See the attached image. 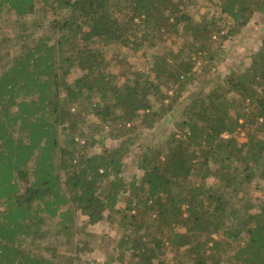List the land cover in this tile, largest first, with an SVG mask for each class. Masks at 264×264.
Returning <instances> with one entry per match:
<instances>
[{"label":"trees","instance_id":"obj_1","mask_svg":"<svg viewBox=\"0 0 264 264\" xmlns=\"http://www.w3.org/2000/svg\"><path fill=\"white\" fill-rule=\"evenodd\" d=\"M196 1L0 0V264H89L106 220L107 264H264V37L222 79L196 69L264 0ZM120 50L155 53L124 73Z\"/></svg>","mask_w":264,"mask_h":264},{"label":"rangeland","instance_id":"obj_2","mask_svg":"<svg viewBox=\"0 0 264 264\" xmlns=\"http://www.w3.org/2000/svg\"><path fill=\"white\" fill-rule=\"evenodd\" d=\"M190 14L196 21H199L203 18H212L219 16V10L216 7V2L213 0L211 2H206L204 0H197L194 4L191 5L189 9ZM214 17V18H215ZM8 20H13L15 17L13 15H8ZM1 31L5 34H8L10 29H7L5 26L1 27ZM264 37V15H255L245 29L236 37L229 39L227 42H224V58L223 62L216 68H209L208 71L200 70L203 63L199 62L196 64V69H199L200 75L209 73L206 75L207 80H213L217 76L221 79L228 73L229 70L238 71L242 67H245L249 64L250 58L253 54L256 53L258 47L260 46L261 39ZM181 45V40L179 38L167 39L165 43L161 44L160 48L157 49V52H161V50H166L172 47L174 50L177 49ZM113 51H118V49H113ZM148 50L147 57L143 58L140 54H133L128 50H120L118 53H124L127 55V60L125 61V65L128 67L124 73H127L131 70V72H140L146 69V62L149 60V56L152 53H155L154 50ZM121 67V66H120ZM119 67V68H120ZM117 70V69H116ZM81 72L77 69H73L68 76V81L73 82L75 79L81 76ZM205 76V75H204ZM123 78V76L121 77ZM215 84V81L212 82L211 85ZM197 88V87H193ZM185 93L184 95L186 96ZM171 95V93H169ZM180 113L174 116V119H178ZM173 117H170L172 119ZM160 130L154 134V139L159 141L162 139L161 129L166 132L172 131L173 123L160 125ZM234 137L239 141H244V134L237 133ZM150 140V137L147 138V141ZM97 151V150H96ZM133 156V157H132ZM136 156V153L130 155V158L126 160V173L128 175H133L137 173V169L134 165H132V160ZM211 183V182H210ZM252 196L256 197L257 194L252 192ZM78 221L85 220L84 216L78 215ZM93 232L102 236L101 242L95 244L94 252L92 255L88 256L86 260L89 264H107L106 262L112 256L114 244L117 238L120 236V231L116 228V224L112 221L106 220L105 222L96 225L93 227ZM171 255H168L170 258ZM169 264H173V262H168Z\"/></svg>","mask_w":264,"mask_h":264}]
</instances>
